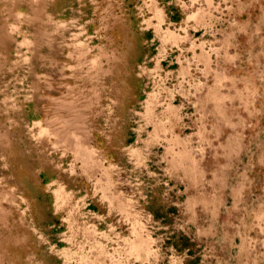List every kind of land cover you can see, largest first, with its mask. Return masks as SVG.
<instances>
[{
  "label": "rangeland",
  "instance_id": "rangeland-1",
  "mask_svg": "<svg viewBox=\"0 0 264 264\" xmlns=\"http://www.w3.org/2000/svg\"><path fill=\"white\" fill-rule=\"evenodd\" d=\"M151 1L0 0V264H150L147 254L165 264L161 242L175 250V226L155 242L139 214L132 227L116 225L113 212L102 223L103 195L114 202L111 184L134 168L130 160L143 172L147 160L174 155L171 142L202 133L193 135L196 69L177 85L176 65L148 61L157 39L174 47L198 40V31L184 41L171 34L195 4ZM149 15L157 26L166 15L155 32ZM251 17L248 67L233 75L260 79L264 93V15ZM188 151L192 166L206 150ZM213 164L201 166L207 173ZM166 212L173 225L175 211Z\"/></svg>",
  "mask_w": 264,
  "mask_h": 264
},
{
  "label": "crops",
  "instance_id": "crops-1",
  "mask_svg": "<svg viewBox=\"0 0 264 264\" xmlns=\"http://www.w3.org/2000/svg\"><path fill=\"white\" fill-rule=\"evenodd\" d=\"M187 1H181L185 10ZM147 2L150 7L152 1ZM190 2L195 4L193 10L176 18V33L171 34L184 41L190 30L198 31L196 43L178 42L174 47L157 39L148 61L176 65L177 85L185 83L186 68L196 69L192 123L193 135L202 132L198 133L201 138L171 142L174 155L147 160L143 172H137V162L130 160L134 168L118 173L111 184L114 202L103 195L102 223L107 227L113 212L116 225L132 227L139 214L155 242L165 234L161 230L175 226V250L164 242L159 247L165 264H264V107L258 102L264 100V93L255 86L260 79L233 75V69L248 67L243 56L249 52L245 25L249 26L252 15L253 19L264 15V0H223L225 12H216V0ZM165 16L161 15V23ZM153 19L149 15L143 20L151 32L161 25ZM251 24V32L258 33L255 23ZM230 38L239 42L234 45ZM252 51L260 50L256 46ZM165 139L161 142L169 146ZM149 145L145 140V146ZM186 149L206 151L194 157L190 166L182 154ZM202 162L215 164L206 173ZM116 204L121 205L119 210ZM170 207L175 211L173 225L166 223ZM159 248L151 242L156 256ZM144 259L154 264L152 255Z\"/></svg>",
  "mask_w": 264,
  "mask_h": 264
}]
</instances>
